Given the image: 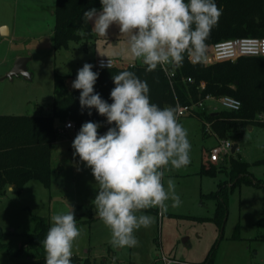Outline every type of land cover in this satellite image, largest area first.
<instances>
[{
	"label": "rangeland",
	"instance_id": "obj_1",
	"mask_svg": "<svg viewBox=\"0 0 264 264\" xmlns=\"http://www.w3.org/2000/svg\"><path fill=\"white\" fill-rule=\"evenodd\" d=\"M131 1H117L116 8L108 3L91 9L87 17L92 37L55 49V0H0V22L9 24L19 36L17 40L0 39V78L4 77L0 80V114H49L54 74L69 76V87L77 84L74 76L88 82L89 58L110 54L128 64L146 54L151 57L146 16L137 12ZM138 40L145 45H137ZM173 52L171 45L160 48L169 59ZM18 56L28 57L26 66L31 75L10 79L6 74ZM214 107L207 104L200 117L171 114L169 118L150 119L149 126L148 121L140 123L134 162L121 159L104 164L91 143L70 142L61 166L64 170L56 168L48 188L31 180L21 193L7 191L0 198V228L17 234L12 237L13 249L19 245L18 234L32 232L33 215L48 217L53 226L67 225L86 220L89 209L96 215V211H103L102 206L112 208L116 195H129L156 207L157 213L128 208L80 222L46 244L47 256L79 254L106 259L110 264H205L212 251L208 264H264V164H253L264 158V124L240 125L239 135L230 129L225 137L218 136L237 148L211 162L209 148L218 139L208 134L205 121ZM56 124L62 122L56 120ZM79 132L66 130L61 135L71 138ZM86 134L84 130L82 135ZM232 157L250 164V180H240L228 189L227 218L221 228L214 219L215 201L204 194L216 191L220 183H234L229 163ZM53 164L57 166V162ZM202 164L218 170L202 174ZM23 258L0 250V264Z\"/></svg>",
	"mask_w": 264,
	"mask_h": 264
},
{
	"label": "trees",
	"instance_id": "obj_2",
	"mask_svg": "<svg viewBox=\"0 0 264 264\" xmlns=\"http://www.w3.org/2000/svg\"><path fill=\"white\" fill-rule=\"evenodd\" d=\"M117 1L126 0H55L53 47L67 48L70 41L90 39L88 10ZM132 3L137 12L146 16L147 34L157 43L173 47V76L168 78L157 59L150 57L132 66L102 69L90 61L89 81L80 82L76 77L78 82L73 87L67 84L69 76L54 74V99L49 114H0V198L9 186L21 193L31 180L39 181L46 188L50 186L56 120L62 124L71 120L78 129L87 123L92 146L104 160H119L135 151L140 141V123L169 118L177 103H192L206 95L215 98L231 95L241 102L238 110L222 108L216 114H206L219 137H225L230 129L239 135L240 125L264 124V55H239L233 61L209 65L188 59L192 50L205 53L202 44L210 50L219 42L264 38V0H132ZM229 163L234 183L229 186L220 183L216 191L204 194L215 201L214 219L221 228L227 218L228 189L232 190L240 180H250L248 162L232 157ZM253 164H264V158ZM217 170L214 165L202 164L200 173L211 175ZM102 207L101 213L96 211L94 215L89 209L86 220L67 225L53 226L48 217L33 215V230L18 234L20 241L16 249H13L12 237L17 234L0 228V250L11 257H24L7 264H110L106 259L79 254L49 258L46 244L80 222L88 223L120 209L157 213L156 207L129 195H116L112 208ZM210 253L205 264L212 259H208Z\"/></svg>",
	"mask_w": 264,
	"mask_h": 264
},
{
	"label": "built area",
	"instance_id": "obj_3",
	"mask_svg": "<svg viewBox=\"0 0 264 264\" xmlns=\"http://www.w3.org/2000/svg\"><path fill=\"white\" fill-rule=\"evenodd\" d=\"M147 36H148L147 46H149L152 49V55L150 58H156L161 68L167 75V77L168 78L172 77L174 74L172 67V60L160 53V48L161 46H163V44L157 43L148 34ZM137 45L144 46L145 43L143 40H138ZM222 45H228L230 47L229 51L231 53V57H229L228 59H234V58L236 59L239 55L243 56L245 55V52L248 49L252 53L251 56L264 55V38H240V39L215 43L214 45H212L210 50H206L205 47H202V49L205 50V53L203 54H199L198 52L192 50L188 56V59L192 63L200 62L205 65H209L217 61L228 60V59H221ZM93 63L98 69L110 68L114 66L127 67V66H132L134 64V63L123 64L118 59L111 57L95 58ZM187 80L192 81V78L187 77ZM203 84L204 83L202 82L201 85L203 86ZM207 99H216L220 103L221 107L227 110L235 111L238 110L241 106L240 100L231 95H222L218 98H215L210 95H206L204 98H201L192 103H186V104L177 103L174 112L175 117H181L185 115L197 116L198 113H200L202 110L205 109V100ZM205 129L208 132V134L213 135L218 139L217 144L209 148V160L211 162H216L220 159L221 156H225L228 153H230L233 144L226 138L224 139L219 138L209 121H205ZM66 130L78 132V128L76 127L75 123L71 120L64 122L62 126H59L57 128V133L62 134ZM166 264H170V261H168V263Z\"/></svg>",
	"mask_w": 264,
	"mask_h": 264
},
{
	"label": "crops",
	"instance_id": "obj_4",
	"mask_svg": "<svg viewBox=\"0 0 264 264\" xmlns=\"http://www.w3.org/2000/svg\"><path fill=\"white\" fill-rule=\"evenodd\" d=\"M132 2V1H131ZM132 4V7L134 8V5H133V3H131ZM105 6V5H104ZM116 6H118V3H116ZM96 8V7H95ZM113 8H116V7H113ZM91 9H94V8H91ZM91 9H89L88 10V12H87V15H88V13H89V11L91 10ZM135 9V8H134ZM53 10V9H52ZM136 10V9H135ZM53 13V12H52ZM52 31H53V29H52ZM16 35V30L14 29V28H11L10 27V25L9 24H7L6 22H0V39L1 40H4V41H6L7 39H14V40H17L18 39V37H16L15 36ZM152 50V49H151ZM151 54H152V52H151ZM148 54H146L144 57H142L141 59H139V60H137V61H135V62H138V61H142V60H144L145 58H149L150 56L148 55ZM104 57H111V58H114L115 56H113V55H110V54H107V55H103ZM117 58V57H116ZM13 60H14V57L12 58ZM94 59L95 58H89V60L91 61V62H93L94 61ZM12 61V60H11ZM89 61V62H90ZM135 62H133V63H135ZM14 63V62H13ZM89 64V63H88ZM12 67V66H11ZM10 70V69H9ZM73 77V76H72ZM4 77H2V78H0V80L1 79H3ZM74 78H76V76H74ZM79 80V79H78ZM78 82V81H77ZM214 102H217V104H215ZM207 104H214L215 105V109L214 110H209V112H207V113H211V114H216L220 109H222V107H221V105H220V103L216 100V99H207V100H205V109H206V105ZM204 109V110H205ZM216 110H218V111H216ZM203 111V110H202ZM29 114V113H28ZM150 121L148 120V122H147V124H146V126H149L150 124ZM55 124H56V122H55ZM59 126H62V125H58V124H56V127L58 128ZM79 130H82V131H80L79 132ZM84 130L86 131V136H83L82 135V133L84 132ZM78 132L79 133H77V134H73L72 135V137L71 138H66V137H63L61 134H59V133H57L56 132V136H55V138H54V140H53V142H52V145H51V163H52V167H53V163H56L57 162V166L56 167H53V173L57 170L56 168H58L60 171L61 170H64L63 168L64 167H61L62 165H64L65 163H64V159L66 158V156H68V152L70 151V149H71V147H70V142H72V141H75V142H79L80 144L82 143V142H84V141H87V142H89V143H91V139H90V137H89V134H88V124L87 123H84L82 126H81V128H79L78 129ZM82 132V133H81ZM83 138H86L87 140H84ZM214 138H216L215 136H214ZM67 143H68V145H67ZM92 144V143H91ZM138 144H139V142H138ZM137 144V145H138ZM94 148V147H93ZM82 150V147H80V149H79V151H81ZM137 152V150L134 152V153H130L129 155H127L126 157H124V158H122V159H129V160H133V162H134V154ZM95 153H96V156H97V158L99 159V160H101V161H103L104 162V164H107V163H113V162H115V161H119V160H121V159H119V160H104V159H101L100 157H99V155H98V153L96 152V150H95ZM61 167V168H60ZM52 173V174H53ZM30 182V181H29ZM29 182H27L25 185H24V187H23V189H22V191L24 190V188L26 187V185L29 183ZM12 186H9L8 188H7V191H14V189H13V187L11 188ZM6 191V192H7ZM21 191V192H22Z\"/></svg>",
	"mask_w": 264,
	"mask_h": 264
},
{
	"label": "water",
	"instance_id": "obj_5",
	"mask_svg": "<svg viewBox=\"0 0 264 264\" xmlns=\"http://www.w3.org/2000/svg\"><path fill=\"white\" fill-rule=\"evenodd\" d=\"M109 7L110 8L116 7V2L110 3ZM27 61H28V57H25V56L16 57L12 67L7 72L6 76L9 77L10 79H13L14 76H19V75L30 77L31 74L28 72L27 66H26ZM90 134L91 132H89V135ZM236 148H237V144H233L231 153H234Z\"/></svg>",
	"mask_w": 264,
	"mask_h": 264
},
{
	"label": "bare ground",
	"instance_id": "obj_6",
	"mask_svg": "<svg viewBox=\"0 0 264 264\" xmlns=\"http://www.w3.org/2000/svg\"><path fill=\"white\" fill-rule=\"evenodd\" d=\"M222 52H221V59H228L229 57H231V53H230V47L228 46V45H222ZM223 48H225V49H223ZM251 51L248 49V50H246V52H245V55L246 56H251Z\"/></svg>",
	"mask_w": 264,
	"mask_h": 264
}]
</instances>
